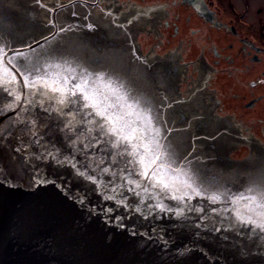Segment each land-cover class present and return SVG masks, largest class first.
Segmentation results:
<instances>
[{
	"label": "snow or ice",
	"instance_id": "snow-or-ice-1",
	"mask_svg": "<svg viewBox=\"0 0 264 264\" xmlns=\"http://www.w3.org/2000/svg\"><path fill=\"white\" fill-rule=\"evenodd\" d=\"M35 3L49 13L38 37L21 39L17 47L15 41H0V99L7 100L0 103V120L12 117L0 128V184L30 189L51 184L86 207L89 216L102 215L119 229H126L125 219L135 213L174 231L194 228L198 237L219 235L221 248L241 264L264 256V170L259 182L240 190L206 187L202 173L170 142L173 130L166 128L157 105L103 68L83 67L63 53L61 40L68 32L94 35L98 25L89 17L74 26L57 23L56 12L74 9V0L54 7ZM78 15L71 11L69 18ZM130 55L151 70L134 46ZM40 163L70 170L73 179L93 185L102 200L123 208L125 215L114 216L113 207L89 205L85 195L72 193L71 182L43 175ZM128 234L134 243L125 264H184L194 251L204 254L198 246L173 249L167 227L138 231L133 225ZM105 239L110 245L112 238Z\"/></svg>",
	"mask_w": 264,
	"mask_h": 264
},
{
	"label": "flooded vegetation",
	"instance_id": "flooded-vegetation-1",
	"mask_svg": "<svg viewBox=\"0 0 264 264\" xmlns=\"http://www.w3.org/2000/svg\"><path fill=\"white\" fill-rule=\"evenodd\" d=\"M1 1L4 7L9 3L26 9L28 23L33 22L40 29L49 19L47 9L38 7L35 0ZM42 2L54 7L57 3L67 4L68 0ZM74 3V9L56 12L58 24L95 22L99 31L94 35L72 34L81 33L77 37L87 41L90 48L125 55L133 67L156 79L157 93L179 108V120L187 113L193 114L192 119L187 117L197 121L195 131L200 128L204 134L217 138L204 144V150L205 146L212 150L214 157L208 160V155L204 167L214 160L241 170L264 168L261 151L264 0H74ZM93 4L97 6L92 7ZM71 11L79 15L69 18ZM117 24L121 27L117 28ZM133 46L152 65L151 70L133 59L130 55ZM230 87H234L233 100H240L243 109L255 111L254 125L246 127L243 119L246 114L237 117L223 113L222 97L226 98ZM230 94L231 91L229 97ZM231 152H238L240 157L233 159Z\"/></svg>",
	"mask_w": 264,
	"mask_h": 264
},
{
	"label": "water",
	"instance_id": "water-1",
	"mask_svg": "<svg viewBox=\"0 0 264 264\" xmlns=\"http://www.w3.org/2000/svg\"><path fill=\"white\" fill-rule=\"evenodd\" d=\"M0 5V41H15L13 46L17 47L21 39L28 42L31 37H38L41 29L33 22L28 23L26 9L23 11L22 7L14 4L9 6V3L4 7L1 0ZM72 33L68 32L61 40L63 53L73 57L83 67L103 68L125 81L134 90V94H143L157 105L161 117L167 120L166 128L173 130L170 142L181 158L187 157L192 161L193 168L202 173L201 179L206 187L214 189L226 185L240 190L261 180L264 168L241 170L218 164L214 160L204 167L205 158L208 155L213 157L212 150H208L206 146L204 150V144H208L212 135L204 134L200 128L195 131L197 121L188 118L192 119L193 114L187 113L180 116L179 120V108L174 105L166 107L171 103L157 93L156 79L147 77L133 67L130 59L118 53L119 51L113 53L107 49L108 52H103L90 48L87 41L77 37L81 33ZM6 102V98L0 99V103ZM0 116H3V112H0ZM11 119L9 115L0 120V128L7 127ZM39 167L43 175H47L49 179H57V183H60V177L64 178L65 185L71 182L72 193L80 192L85 195L89 205L116 208L112 201L102 200L101 195L94 191L93 185L73 179L70 170L56 169L51 164L44 163H40ZM133 203L135 204L134 198ZM113 215H125L124 209L116 208ZM124 222L127 228L119 229L106 224L102 215L89 216L86 207L82 208L51 184L31 189L24 184L17 188L0 184V264H125L127 253L134 243L128 234L133 225L138 231L150 230L156 226L167 227L173 249L187 245L204 250V254L194 251L184 264H241L221 248L219 235L198 237L194 234V228L174 231L170 225L152 219L144 220L135 213H130ZM106 236L112 238L110 245L106 243ZM245 243L248 241L245 240ZM253 251L258 250L253 246ZM164 264L171 262L165 261ZM247 264H264V256H253L248 259Z\"/></svg>",
	"mask_w": 264,
	"mask_h": 264
},
{
	"label": "rangeland",
	"instance_id": "rangeland-1",
	"mask_svg": "<svg viewBox=\"0 0 264 264\" xmlns=\"http://www.w3.org/2000/svg\"><path fill=\"white\" fill-rule=\"evenodd\" d=\"M233 90H234V87H230L228 89V93L225 95V97H222V100H223V113L225 114H231V115H236L237 117H239V114H246L245 116H243V119H244V122L247 123L248 125H246V127H249L251 125H254L255 121L254 119L256 118V114H255V111H247L245 109L242 108L243 106V103L240 102V100L238 99H235L233 100L232 98V94H233ZM231 91V94H230V97L228 96L229 92ZM230 155H232L231 157L233 159L235 158H239L240 157V154L237 152L236 154L231 152ZM247 161V160H246Z\"/></svg>",
	"mask_w": 264,
	"mask_h": 264
}]
</instances>
